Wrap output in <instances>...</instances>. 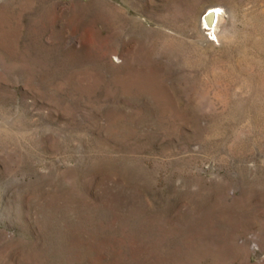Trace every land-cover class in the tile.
<instances>
[{"label": "rangeland", "instance_id": "1", "mask_svg": "<svg viewBox=\"0 0 264 264\" xmlns=\"http://www.w3.org/2000/svg\"><path fill=\"white\" fill-rule=\"evenodd\" d=\"M0 264H264V0H0Z\"/></svg>", "mask_w": 264, "mask_h": 264}, {"label": "water", "instance_id": "2", "mask_svg": "<svg viewBox=\"0 0 264 264\" xmlns=\"http://www.w3.org/2000/svg\"><path fill=\"white\" fill-rule=\"evenodd\" d=\"M204 21L206 25L211 26L215 22V10L214 9H208L204 14H203Z\"/></svg>", "mask_w": 264, "mask_h": 264}, {"label": "bare ground", "instance_id": "3", "mask_svg": "<svg viewBox=\"0 0 264 264\" xmlns=\"http://www.w3.org/2000/svg\"><path fill=\"white\" fill-rule=\"evenodd\" d=\"M218 18H219V10H218V8L217 9L215 8V22H214L213 25H211V27H213L215 25V23L218 20Z\"/></svg>", "mask_w": 264, "mask_h": 264}]
</instances>
